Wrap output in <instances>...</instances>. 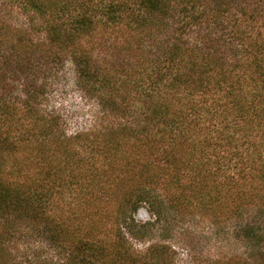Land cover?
<instances>
[{
	"label": "trees",
	"instance_id": "1",
	"mask_svg": "<svg viewBox=\"0 0 264 264\" xmlns=\"http://www.w3.org/2000/svg\"><path fill=\"white\" fill-rule=\"evenodd\" d=\"M24 4L45 40L0 28V264H17L21 227L54 264H175L168 244L134 250L141 204L216 224L264 213V0ZM67 61L111 124L69 135L40 113Z\"/></svg>",
	"mask_w": 264,
	"mask_h": 264
},
{
	"label": "rangeland",
	"instance_id": "2",
	"mask_svg": "<svg viewBox=\"0 0 264 264\" xmlns=\"http://www.w3.org/2000/svg\"><path fill=\"white\" fill-rule=\"evenodd\" d=\"M33 22L39 24V17L26 8L24 0H0V28H8L5 36L11 35V29L21 28L28 30L34 41L45 40L44 33L36 32ZM47 87L40 113L58 116L67 134L100 129L114 121L101 111L95 100L84 95L70 61ZM117 192L121 198V190L113 191L114 197ZM133 218L138 223L135 231L139 237L131 239L138 254H144L152 243H162L179 251L180 263L175 264H264V213L255 208L216 224L199 214L178 215L166 205L160 216L141 204ZM248 225L258 228L257 238L246 235ZM26 232L28 229L24 227L16 228L7 243L16 263L54 264V250L31 234L25 236Z\"/></svg>",
	"mask_w": 264,
	"mask_h": 264
}]
</instances>
